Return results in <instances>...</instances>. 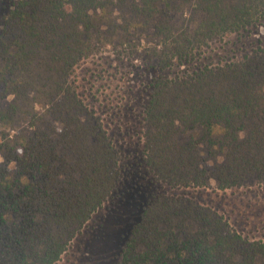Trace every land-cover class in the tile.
<instances>
[{"label":"trees","instance_id":"obj_1","mask_svg":"<svg viewBox=\"0 0 264 264\" xmlns=\"http://www.w3.org/2000/svg\"><path fill=\"white\" fill-rule=\"evenodd\" d=\"M263 17L264 0L14 2L0 22V264H56L122 179L119 150L72 82L102 46L134 43L155 69L144 135L159 181L264 182V43L239 60L196 62ZM119 264H264V238L159 193Z\"/></svg>","mask_w":264,"mask_h":264},{"label":"rangeland","instance_id":"obj_2","mask_svg":"<svg viewBox=\"0 0 264 264\" xmlns=\"http://www.w3.org/2000/svg\"><path fill=\"white\" fill-rule=\"evenodd\" d=\"M16 1L0 0V22ZM262 43L264 17L241 31L214 39L197 54L196 62L239 60ZM133 44L102 46L74 68L72 82L119 150L123 176L56 264H119L142 207L159 193L192 198L217 210L245 237L263 239L264 182L220 189L211 178L206 185L172 186L153 174L146 162L144 134L155 69L143 49ZM175 71L177 68L164 73L173 75Z\"/></svg>","mask_w":264,"mask_h":264}]
</instances>
